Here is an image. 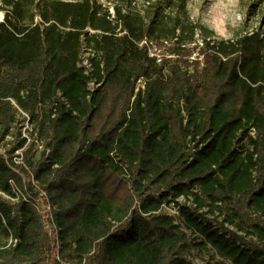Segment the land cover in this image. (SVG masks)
<instances>
[{
	"label": "trees",
	"instance_id": "obj_1",
	"mask_svg": "<svg viewBox=\"0 0 264 264\" xmlns=\"http://www.w3.org/2000/svg\"><path fill=\"white\" fill-rule=\"evenodd\" d=\"M116 1L0 0V121L36 134L0 153V264H193L191 242L264 264V28L221 40L188 0Z\"/></svg>",
	"mask_w": 264,
	"mask_h": 264
},
{
	"label": "rangeland",
	"instance_id": "obj_2",
	"mask_svg": "<svg viewBox=\"0 0 264 264\" xmlns=\"http://www.w3.org/2000/svg\"><path fill=\"white\" fill-rule=\"evenodd\" d=\"M104 7L111 8L117 3L116 0H96ZM133 5L140 8L146 0H132ZM3 6L0 2V21L4 20ZM188 9L191 19L208 27L214 32V36L221 40H229L237 37L241 33L252 31L257 27L264 28V0H188ZM200 43V39L197 42ZM88 48H85V58L89 55ZM192 60V59H191ZM198 63V67L203 66L198 58L192 60ZM202 61V60H201ZM32 126L29 124L27 117L20 111L16 114L15 121L10 128L5 130L0 121V153H7L9 156H14L13 160L17 163H22V154L26 150L32 138L36 134L31 132ZM27 138V143L24 147L19 148L22 140ZM20 156V158L17 157ZM8 199L9 197L4 196ZM16 201V200H13ZM179 203L186 204L185 199H179ZM164 211L175 214L173 207H165ZM232 228V227H231ZM189 234V233H188ZM11 237H7L0 227V246L10 245ZM197 242H191V257L193 264H227L223 263L220 258L215 257L213 252L208 248L198 247ZM65 262L62 264H77L68 254L64 255Z\"/></svg>",
	"mask_w": 264,
	"mask_h": 264
},
{
	"label": "built area",
	"instance_id": "obj_3",
	"mask_svg": "<svg viewBox=\"0 0 264 264\" xmlns=\"http://www.w3.org/2000/svg\"><path fill=\"white\" fill-rule=\"evenodd\" d=\"M136 44L139 48L144 49L147 52V55L150 58L154 59L157 64H161L164 61L171 60V59L175 58V56L170 52V48L172 46V41H170L168 39L157 41V40H153L150 38H145L143 40L137 41ZM197 45H201V42L199 44L197 43ZM199 48H200V46H199ZM199 48L194 50V53H193L191 59L194 60V59L198 58L200 60V62L203 64L204 58H203V55L200 54ZM83 56H84V54H83ZM89 56H90V53H89L87 58L82 57V64L84 66H86L87 68H90V66H91L89 63ZM144 85H145L144 80L140 79L137 83V91L140 88L144 89ZM96 86H98V85H96L94 82H91L89 84V89L93 91L96 88ZM24 115L27 117L26 114H24ZM251 135H254L253 129L251 131ZM38 150L44 151L46 153V155L49 154L48 148H46L42 142H38ZM181 199H184V198H181ZM178 202H179V199H178ZM171 206L173 207L174 210H176V211H174L175 214H173V215L178 216L179 212L177 211L176 208H174V204H171ZM49 210H51L50 207H49ZM50 233H52L51 230H50Z\"/></svg>",
	"mask_w": 264,
	"mask_h": 264
}]
</instances>
